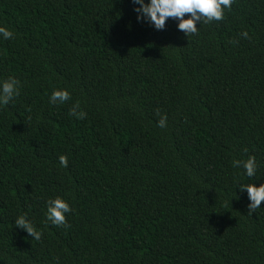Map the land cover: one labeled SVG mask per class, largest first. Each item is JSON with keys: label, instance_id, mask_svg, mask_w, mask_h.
<instances>
[{"label": "trees", "instance_id": "obj_1", "mask_svg": "<svg viewBox=\"0 0 264 264\" xmlns=\"http://www.w3.org/2000/svg\"><path fill=\"white\" fill-rule=\"evenodd\" d=\"M134 7L0 0V80L20 89L0 108V264H264V201L249 212L237 186L264 183V0L188 36ZM59 89L70 100L51 104ZM249 156L253 177L233 166Z\"/></svg>", "mask_w": 264, "mask_h": 264}, {"label": "clouds", "instance_id": "obj_2", "mask_svg": "<svg viewBox=\"0 0 264 264\" xmlns=\"http://www.w3.org/2000/svg\"><path fill=\"white\" fill-rule=\"evenodd\" d=\"M134 7L133 11L137 14V22H147L156 30H163L166 21L172 18L177 23V29L182 31L186 36L198 34L197 23L208 24L213 21H220L224 18L225 9H230L233 0H131ZM189 14L187 18L185 15ZM0 35L4 39H10L13 32L6 27L0 26ZM247 37V33H243ZM19 81L14 77L6 80H0V108H3L15 97L20 95V89L17 86ZM70 93L66 89L54 90L50 97L51 104H64L70 100ZM80 105L77 103L69 110L71 116L77 119H84L86 113L84 111L77 112ZM167 117L163 116L157 126L164 128L166 126ZM59 163L62 167H67L68 159L66 156L59 157ZM234 167H243L244 175L253 177L256 175L258 165L254 157L249 158L241 163V161H233ZM240 192L247 193L250 203L248 204L249 212H255L261 207L264 201V183L259 186L256 183H241L237 181ZM237 188V187H236ZM72 211L69 203L61 197H56L46 201V220L55 226L66 224V214ZM15 226L25 230L32 239L39 240L41 232L37 230L28 220L26 215H20L15 220Z\"/></svg>", "mask_w": 264, "mask_h": 264}]
</instances>
